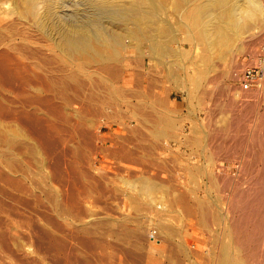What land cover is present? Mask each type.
<instances>
[{
	"label": "rangeland",
	"instance_id": "1",
	"mask_svg": "<svg viewBox=\"0 0 264 264\" xmlns=\"http://www.w3.org/2000/svg\"><path fill=\"white\" fill-rule=\"evenodd\" d=\"M260 1L264 5V0ZM168 2L164 5L165 13L162 15L163 18H168L171 27L175 24V39L181 42L173 45L178 50L189 51L182 58L168 57L170 62L173 61L169 70L158 63L159 58L148 59L143 67L140 58L145 54L141 50L121 49L119 52L123 50L125 54L120 53L124 57L119 54L117 60L108 55V60H104L111 67L120 66L121 60L125 65V68L116 66L123 70V74L120 72L121 81L115 82L117 85L113 83L117 89H109L106 83H99L108 76L102 71L104 61L94 60L95 64L90 58H87L90 61H86V58H72L58 50L53 42L50 44V39L47 42L49 44L45 43L43 38L48 41V37L34 30L33 35L38 38L32 35L33 41L38 39L35 42H42L35 47L52 49L55 54L43 48V57L50 60L54 55L51 59L58 60V63L52 60L56 62L55 65L52 61L50 64L46 62L47 68L51 67L48 69L44 68L45 62H41V67L44 65L42 68L45 70L40 66L36 67L35 74L50 83L42 81L40 84L34 81L28 88L20 81L14 84L0 81V264H220L219 260H223L222 250L227 245L231 246V253L234 255L232 264L252 263L241 259L240 249L234 244L233 235L229 232L231 213H228L227 198L237 195L236 189L231 190L235 188V183L242 184L247 190L246 186L251 182L252 193H256V186L252 176L242 173L237 167L238 162L244 158L237 155L235 159L227 149L225 152L220 151L219 146L224 141L231 142L236 134L226 124L243 110L246 102L256 103L254 101H259L260 98L262 102L259 101L258 104L261 112L264 111V94L258 91L260 84L253 90L242 91L238 82L244 67L253 64L259 56L264 57V20L256 18L255 22H249L246 29L248 32L245 31L243 37L233 38L234 34H231L233 45L228 43V46L226 43L222 46L220 41H212L211 44L209 40L205 41L198 36L192 41L191 48L185 38L187 32L193 29L179 25L176 10L174 11L177 1L175 4L174 0ZM199 3L202 1H198ZM0 6V17L5 12L2 18L7 25L10 18L18 19L10 5ZM6 22L3 26L9 27L10 24L7 26ZM1 27L0 30L3 29ZM2 31L0 38L3 39L6 34ZM216 44L221 47L214 48ZM28 54L31 56L30 52ZM262 60L264 61L263 58ZM66 62H70V67H67ZM100 63L102 66L99 68ZM182 66H187V72L180 68ZM75 71H78L76 75ZM58 72L62 74L59 75ZM50 73L54 75L51 76ZM57 79H63L65 83L62 81L61 84ZM108 79L110 80L108 77L105 81ZM67 82H70L69 85ZM185 86L196 97H187L188 94L182 90ZM111 94L113 99H110L114 101L109 100ZM146 94L150 95H147L150 99ZM151 96H157L156 100H152L156 103L152 104ZM102 97H105V101ZM233 100L236 109L230 113L231 109L226 105L234 103ZM222 105H225L224 108ZM166 108L170 113L165 111ZM207 109L211 111L210 117L206 115ZM165 119L166 122H163ZM206 119L211 127H208ZM251 120L247 121L248 124L251 123L250 127L247 126L249 130L240 132V135H256L252 150L256 152L255 158H261L264 155V141L258 136L260 133L255 127L259 121L256 117ZM194 124L198 126L194 127ZM191 127H201L203 141L193 144L188 140L186 145L189 148L179 145L177 142L181 143L187 135L190 140L195 139L189 129ZM212 130L214 131L211 132ZM226 132L232 134L228 135ZM178 145L182 148L179 149ZM186 149L193 155L205 151L203 156L208 155L207 158L211 160L205 169L212 174L213 180L217 178V182L207 181L196 172L193 164L199 162V157L190 161V157L182 151ZM200 158L204 160L202 156ZM258 160L257 168L263 167L264 163ZM192 168L199 180L196 175L192 176ZM226 177L231 179L230 182L224 181ZM240 177L245 181L247 178L252 180L244 183ZM142 185L143 188L146 186L144 190ZM147 186L152 187V194ZM206 187L210 191H205ZM144 191H148V194L143 193ZM195 197H205L208 201L199 204V199ZM205 199L202 201L205 202ZM216 237L217 240H214ZM260 249L261 257L257 264H264V245Z\"/></svg>",
	"mask_w": 264,
	"mask_h": 264
},
{
	"label": "bare ground",
	"instance_id": "2",
	"mask_svg": "<svg viewBox=\"0 0 264 264\" xmlns=\"http://www.w3.org/2000/svg\"><path fill=\"white\" fill-rule=\"evenodd\" d=\"M176 1H177L176 6H175L176 9H174V11L176 10V15L174 13L173 14L176 16V18H178L177 20H178L179 25L182 26V27L188 28V29H191V28L193 29V31H189L187 29L189 32H187L188 34H187V37L185 38V42L188 43L190 45V47H191V45H193L192 41L198 36H200L205 41L209 40L211 42V44H212V41H214V42L215 41H220V42H222V46L226 45V43H227V45H228V43L232 44L231 43L232 38H230L231 34H234L232 36L233 38H234V36L239 38L240 36L243 35V33L245 31H247L246 29L250 25L249 22L251 23L252 20H254V22H255L256 18L259 19V20L260 19L264 20V5L262 4L263 2L261 3L260 0H174L173 4H175ZM198 1H200V2L202 1V3L198 4ZM167 2H168L167 0H0V4L1 5L2 4L10 5L11 9L12 8L14 9V11H15L14 14L16 15V17L18 16V19L17 18H13L12 19V18H10L8 16L10 18L9 21L11 22V23L8 22V25L10 24L9 27H4L3 26V25H5L4 22H6V21H4V18H2L3 17L2 15L5 12L0 17L3 20L2 23L0 22V24L3 26V27H1V25H0L1 29L3 28L2 29L3 31L2 30H0V31H2L3 34H6V37L1 36V37H3V39L0 38V40L2 41V42H0V81H5V82H7L9 84H14V83H17V82L20 81V82H22L24 87L28 86V88L31 87V85H32V83H34V81H37V83L40 82V84H41L42 81H44L42 76L35 74L36 67L37 66L41 67V65L43 64V61H44L45 62V66H46L44 68H47L46 62H49V64H50V62L52 60L56 61L57 59L56 60L55 59H51L54 56L53 54H52L53 56L50 55V56H52L51 58L49 57L50 60L46 59V56L43 57V54L41 52V50L43 48H46V47H43V46L35 47L36 45L38 46L42 42H39V43L35 42L38 39L33 41L32 35H33L34 30H36V32L40 31L41 33H43V35L45 34V36L48 37V41H46L44 39L45 37L43 38L45 43L49 42V39H50L51 40L49 42L50 44H51V42H53L55 44V46L58 48V50H60L64 54L66 53V55L69 54L68 56H71L72 58H77V59L84 58V60L86 58V61L88 60L87 58H90V60H93V61L97 60V62H98V60H100V61L108 60V55H109L112 58H115V59L119 60V57H118L119 54L122 55L120 52H123V54H125L124 53L125 50L133 48L134 50H136V49L137 50H141V53L145 54L144 57L142 56L143 58L142 57L140 58V59H142L141 60L142 61L141 64H142L143 67H144V65H146V62H147L148 59L152 60V59H156V58H159V59L161 58L160 61L158 59V63L161 64L162 67H164V68L169 70V69L172 68L171 62H173V61L170 62L168 60V57L170 58V57L173 56V57H176V58H182V57L186 56L187 54H189V51L188 50H184V49H182V50L179 49L178 50L173 45L174 43L180 44L181 42H179V41H177L175 39L176 32H177L176 30L173 29V26L175 24L171 27L168 18H163L162 13L165 11V6L164 5ZM169 2H170V0H169ZM191 5H193L194 7L190 8ZM0 10H2V8ZM7 10H10V9H7ZM9 15L11 16V14H9ZM13 15H12V17H13ZM15 15H14V17H15ZM8 17H6V18H8ZM14 19L18 20V22L15 21ZM2 20L0 19V21H2ZM6 25H7V22H6ZM252 28H254V27H252ZM182 30L185 31L186 29L185 30L182 29ZM31 32H32V34H31ZM33 36L35 37V35H33ZM36 37L38 38V36H36ZM244 37H245V35H244ZM238 38H236V39H238ZM204 40H202V41H204ZM196 41H198V40H196ZM49 43H47V44H49ZM53 43H52V45H53ZM208 44H210V43H208ZM218 44H216V47H214V48L219 47ZM42 45H45V44H42ZM204 45H205V43H204ZM219 45H221V44H219ZM211 46H213V45H211ZM241 46L243 48V45H241ZM208 47H210V46H208ZM239 48H241V47H239ZM46 49L49 50L51 53L55 54V52H53L52 49L51 50L48 49V48H46ZM121 49H124V51L122 50V51L119 52V50H121ZM203 50H205V49H203ZM110 51H112V53ZM29 52L31 53V56L28 54ZM232 52H233V50H232ZM127 54H129V53L127 52ZM132 54H134V53H132ZM59 55H60V53H59ZM40 56H42L43 59H42V57L39 58ZM125 56H128V55H125ZM122 57H124V55H122ZM130 57H132V56H130ZM69 59H71V58H69ZM77 59H75V60H77ZM128 59L132 60L131 58H128ZM190 59H191V57H190ZM263 59H264V57H263ZM73 60H72L71 63H73ZM90 60H88V61H90ZM95 61H94V63H95ZM137 61H139V60L137 59ZM41 62H42V64H41ZM56 62H53L54 64L53 63H51V64L55 65ZM77 62H79V61H77ZM106 62H108V61H106ZM106 62L104 61V63H106ZM109 62H111V61H109ZM153 62H154V60H153ZM66 63H67V67H68L70 65L69 64L70 62H66ZM104 63H103V66L100 63L101 65L99 64V68H100V66H102V71L105 74L108 75L107 78L109 77L110 80L108 79L107 81H105L107 79V78H105V80L103 79V81H102L101 78H102L103 74L100 72L102 74V75L100 74L101 75L100 80L102 82H99V83H102V84L106 83L105 85H107V88L110 89V87H111V89H114V88H116L115 87V85H117L116 83L121 81L120 74L122 73L123 70L117 69L116 66H119V65H115V67H111L109 65L107 66V63H106V65H104ZM111 63H113V62H111ZM119 63H120V66L118 68H120V67L121 68H125V65L122 64V60ZM60 64H62V63H60ZM79 64H83V63L79 62ZM95 64H97V63H95ZM116 64H118V63H116ZM127 64H129V62ZM185 64L186 63H184V65ZM72 66H73V64H72ZM76 66H77V64H76ZM76 66H74V67H76ZM177 66H178V64H177ZM44 68H42V69H44ZM48 68H51V67H48ZM66 68H65V70L67 72ZM87 68H89V67H87ZM180 68H182V70L187 72V66H185V67L182 66ZM38 69H39V67H38ZM72 70H75V69L73 68ZM53 71H54V74H55L56 73L55 72V68H54ZM60 72H62V71H60ZM66 72H64V73H66ZM77 72L78 71H75L74 74L76 75ZM204 72H205V70H204ZM64 73H63V75H65ZM171 73L172 72H170V74ZM40 74H42V73H40ZM54 74L52 73V75H54ZM58 74L61 75L62 73L58 72ZM71 74H72V72H71ZM48 75H49V73H48ZM50 75H51V73H50ZM51 76H49V78ZM66 76H67V74H66ZM59 77H58V79H60ZM69 77H71V76H69ZM87 77H89V76H87ZM63 78H64V76H63ZM66 78H68V76ZM74 78H75V76H74ZM58 79H57V81H59ZM89 79H91V78H89ZM153 79H154V77H153ZM53 80H55V79H53ZM64 80L66 81L67 79L64 78ZM48 81L45 80L44 83H46V82H47V84L50 83ZM62 81H63V79H62ZM62 81L60 80L59 82L62 84ZM71 81H73V80H71ZM95 81H96V79H95ZM69 83H68V85H69ZM113 83H115V85ZM102 84H101V86H104ZM200 84L202 85V83H200ZM259 84H260L259 86H261V88H260V90L258 88V91H259V93H263L264 94V87H263L264 86V78H263V80H261V82ZM197 85H199V84L197 83ZM52 86H54V84ZM212 86H214V84ZM199 87H200V85H199ZM145 88H148V87H145ZM182 90L186 94H188L187 97H189L190 99L192 97L194 98L195 95L192 94L193 92L188 87L186 88V86H185ZM251 90H253V89H251ZM42 91H44V90L42 89ZM116 92H117V90H116ZM215 92H217V91H215ZM252 92H254V91H252ZM61 93H63V91H61ZM109 93H111V92H109ZM113 93L116 95L118 92L117 93L113 92ZM148 93H150V92H148ZM94 94L96 95V93H94ZM225 94H226V92H225ZM147 95L148 94H146V97L150 96V95H148V96ZM96 96H95V98H96ZM62 97H63V95H62ZM67 97L69 98V95ZM105 97H102L103 101H105L104 100ZM142 97H144V96H142ZM151 97H152L151 98V102H152V100H156L157 96H155V97L151 96ZM226 97H227V95H226ZM237 97H236V100H237ZM95 98H94V100H95ZM110 98L113 99L112 94L110 95L109 100H111ZM116 98H117V96H116ZM220 98H223V97L221 96ZM89 99H91V98L89 97ZM98 99H99V95H98ZM42 100H44V99H42ZM111 101H114V100H111ZM259 101L262 102L260 100V98H259ZM259 101L258 100L254 101L256 103H253V102L247 103L246 102V104H245V102H243L246 105L245 107L242 106L243 110L239 111L240 113L236 114L235 116H233L234 113H232L233 119L232 120L228 119L229 121H227L228 123L226 124V126H227L228 129H230L231 131H234L236 134L233 137H232V135L229 136V137H232L231 142L228 143L227 141H224V142H222L221 146H219L221 148L220 151L223 150L225 152L226 151L225 149H227V152L230 151L232 153V154L230 153V156L233 157V158H235L237 155H240V156H242L244 158V159H242V161L238 162L239 165L237 164L238 165L237 167L240 168L239 170H241L242 173L250 174L252 176V178H253V181H254V182L253 181L252 182L256 186V188H255L256 190H254V191H256V193L253 192L254 193L253 194L251 192L252 191V187H250L251 182H250V185L248 186L250 188H248L246 186L247 190L244 189L245 187L241 186L242 184L239 185V184L235 183V188H233L231 190H235V189L237 190L236 191L237 195L235 194L236 197L234 196V198H231L232 196H230V198H227V200H229L228 203H227V207L229 209L228 213H231V216H230V219H229V222H228L229 223V227H230L229 228L230 229L229 232L233 235V239L235 241L234 244L236 243V246H238L237 248L240 249V253L239 252L238 253L241 254V259H244L245 262H246V260L249 261L250 263L252 262L253 264H257V262L259 261L258 259L261 257V254H260L261 249L260 248L262 247V245H264V243H263L264 242V165H263V167L261 166V168L260 167L257 168L258 164L256 165V162H257L256 160H258V159L262 163H264V155H262V157L260 158V156H259L260 152H259V154H258L259 158H255V153L256 152L254 150H252L253 149L252 146L254 144L256 135H252V134L249 135V134H244L243 133L244 135L242 136V135H240V132L246 131L247 130V126L250 127V124H251V123L248 124L247 121L251 122L252 121L251 119L253 117H256L258 119V121H259L257 125L255 124L256 125L255 126L256 129L260 133V135H258V136H261L262 140L264 141V111L261 112V108H260V106L258 104ZM153 102H155V101H153ZM153 102H152V104H154ZM236 102L238 103L240 101H236ZM158 103H159V101H158ZM161 103H162V101H161ZM227 103H229V102H227ZM227 103L225 102L224 104H227ZM214 104H216V103H214ZM214 104H213V106H214ZM234 104H236L235 101H234V103L231 102L229 104V106L226 105V107L231 109L230 113L234 109H236ZM238 104H240V103H238ZM241 104H242V102H241ZM156 106L157 105H155V107ZM223 106H225V105H222V107ZM213 108H215V106ZM240 108H241V106H240ZM160 109H161V107H160ZM210 109H212V108L210 107ZM166 110H167V108L165 109V111ZM227 110L229 111V109H227ZM167 115H169V114L167 113ZM206 115H208V117H210L211 116V111H209L207 109V114ZM226 117H229V116L226 115ZM206 121H207V119L205 120V122ZM163 122H166V119ZM208 123H209V121H207V125H208ZM253 123H255V122H253ZM196 124H194L195 125L194 127L198 126ZM212 124L215 126L213 121H212ZM210 125L211 124H209L208 127ZM194 127H191L189 129L193 133L195 139L190 140L191 138H189V135H187L188 137L186 139L182 140L181 143L177 142L179 145L187 146L186 144H188L189 141L192 142L193 144H197L200 140H202L201 139L202 136H201V133H200V128L201 127L200 128H195V129H194ZM251 128H252V126H251ZM222 129H224V128H222ZM222 129H220V130H222ZM248 130H249V128H248ZM213 131L214 130H212L211 132H213ZM226 131H228V130H226ZM224 133H225V130H224ZM226 133H228V132H226ZM229 134H232V133H228V135ZM211 136H213V134ZM258 136H257V138H258ZM192 143H189V144L191 145ZM212 145H213V143H212ZM262 145H264V144H262ZM187 147L189 148V146H187ZM200 147H202V146L200 145ZM181 148L182 147L179 146V149H181ZM176 149L178 150V148H176ZM188 150L186 149V150H182V151L187 156L190 157L189 158L190 161L194 160L195 157L196 158L199 157V162L201 164H203L202 166L198 165V164H200L199 162H196L195 164H193V167L195 168L196 172L201 177L203 175L205 177V180H207V181H215V182H217V178H216L217 176L215 175L216 172L214 173V175L216 176L215 177L216 179L213 180L212 177H211L212 174L210 175L208 170L205 169L209 165V162L211 161L209 158H207L208 155L207 156L206 155L203 156V152H205V151H202L201 153L198 152V154H195L194 150L192 149L193 153H194V155H193L192 153H188ZM217 151H219V150H217ZM260 151L262 152L263 150H260ZM195 152H196V150H195ZM199 154H201L200 156H202V158L204 160H202L200 158ZM187 169H188V167H187ZM192 171H193V168H192L191 172ZM194 172L195 171L192 172V176L193 177H194V175L197 176L196 172H195V174H194ZM192 176H191V178H193ZM218 177L220 178V176H218ZM246 177H249V175L246 176ZM222 178L224 179V177H222ZM226 178H225L224 181H227V182L229 181L230 182L231 179L229 180L227 178V180H226ZM194 179H196V178H194ZM197 179H198V176H197ZM240 179L242 180L243 178L240 177ZM239 180L237 179V181H239ZM241 180L239 182H241ZM247 180L251 181L252 179L249 180L247 178ZM247 180L246 181L244 180V183H246ZM233 181L234 180L232 179L231 183H233ZM225 184H226V182H225ZM145 185H147V184H145ZM151 185H152V183H151ZM228 185L230 186V184H227V186ZM223 186L224 185H222V187ZM232 186H234V185H232ZM145 187L143 188V185L141 186V188H143V190L145 189ZM155 188H156V186H155ZM207 188L208 187H206L205 191H210ZM147 189L149 190V193H150V190H152V187L147 186ZM223 190L225 191L226 189L223 188ZM141 191H142V189H141ZM141 191H139V192H141ZM146 192H148V191H146ZM146 192L144 191L143 193L148 194ZM156 192H157V190H156ZM232 193L233 192L231 191L230 194H232ZM150 194H152V193H150ZM193 195H195V194H193ZM195 198H197V197H195ZM200 199H201V201H200ZM202 199H205V197L204 198H197V200L199 201V204H201V203L205 204L208 201V199L207 200L205 199L206 201L203 202ZM150 201H152V200H150ZM204 204H203V206H204ZM221 206H220V208H221ZM208 208H210V207L208 206ZM208 208H207V211H208ZM225 210H227V209H225ZM205 211H206V209H205ZM210 215H211V212H210ZM210 215H207V216H210ZM204 216H206V214ZM219 218H221V216ZM224 219L225 218H223V220ZM201 223H203V222H201ZM225 224H226V221H225ZM226 230H228V229H226ZM214 240H217V237ZM218 242L219 241H217L216 244H218ZM235 249H236V247H235ZM222 251H223V253H222L223 260L222 261H221V259L219 260L220 264H221V262H224V264H232V262H234L233 261L234 260V255L231 253V251H232L231 246L230 245L224 246ZM262 252H263V250H262ZM219 255L221 256V252H220ZM220 256H219V258H221ZM263 257L264 256H262V258ZM239 260H240V258L238 259V261ZM237 263L238 262H236L235 264H237ZM239 263H240V261H239Z\"/></svg>",
	"mask_w": 264,
	"mask_h": 264
},
{
	"label": "built area",
	"instance_id": "3",
	"mask_svg": "<svg viewBox=\"0 0 264 264\" xmlns=\"http://www.w3.org/2000/svg\"><path fill=\"white\" fill-rule=\"evenodd\" d=\"M263 56H259L253 64L245 67L239 75L238 82L240 83V90L248 91L252 88H257L261 80L264 78V61Z\"/></svg>",
	"mask_w": 264,
	"mask_h": 264
}]
</instances>
